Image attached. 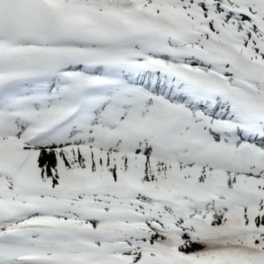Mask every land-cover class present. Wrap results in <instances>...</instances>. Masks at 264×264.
<instances>
[{"label":"snow or ice","instance_id":"snow-or-ice-1","mask_svg":"<svg viewBox=\"0 0 264 264\" xmlns=\"http://www.w3.org/2000/svg\"><path fill=\"white\" fill-rule=\"evenodd\" d=\"M0 264H264V0H0Z\"/></svg>","mask_w":264,"mask_h":264}]
</instances>
